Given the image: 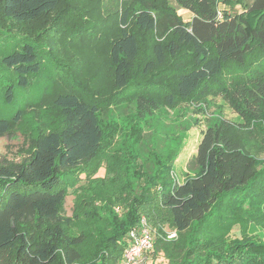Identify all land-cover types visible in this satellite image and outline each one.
<instances>
[{
  "label": "trees",
  "instance_id": "1",
  "mask_svg": "<svg viewBox=\"0 0 264 264\" xmlns=\"http://www.w3.org/2000/svg\"><path fill=\"white\" fill-rule=\"evenodd\" d=\"M173 1L189 21L169 0H0V28L23 37L2 58L16 84L28 85L43 51L55 59L54 40L68 59L52 61L67 84L42 106L55 111L54 126L34 128L19 160H0V264H119L142 218L154 237L151 263L264 264V240L248 232L251 224L264 232V0ZM63 19L79 24L63 30ZM77 36L104 40L92 75H75L79 54L63 47ZM209 95H221L241 122L217 119L200 130L193 175L183 182L169 175L175 154L153 174L137 162V124L125 151L108 153L116 128L101 116L111 106L134 101L142 121ZM21 117L0 120V136Z\"/></svg>",
  "mask_w": 264,
  "mask_h": 264
},
{
  "label": "rangeland",
  "instance_id": "2",
  "mask_svg": "<svg viewBox=\"0 0 264 264\" xmlns=\"http://www.w3.org/2000/svg\"><path fill=\"white\" fill-rule=\"evenodd\" d=\"M106 4L110 6V2H106ZM169 6L176 10L183 21L190 20L191 14L181 9L173 0H169ZM87 20V23L80 21L83 33L91 23L89 19ZM78 24V21L63 19L58 26L64 30L71 26L77 27ZM4 27L0 28V120H9L20 111L22 113V122L20 127L14 130V133L0 136V160L5 158L17 161L20 158L22 149L27 147L26 136H31L35 132L34 128L52 127L57 121V115L50 108V103L44 109H42V106L56 91L57 86L61 83L67 84L66 74L52 61H56L59 56L58 59L63 64L68 62V59L66 54L64 55L61 51L56 40H54L56 53L53 58L55 59L51 60L49 54L43 51L39 71L30 78L27 86H20L16 84V75L4 67L2 58L19 49L23 37L16 33L20 32L16 27L6 24ZM71 32L63 31L62 35H70ZM99 35L102 36L100 33ZM79 36L75 39L76 41L74 40L75 45L70 38L67 41L69 44L66 43L63 47L70 50L74 46L77 54H79V56L76 55V58H71V60H77L81 64L78 71L77 68L74 69L75 75L89 76L94 73L96 68V64L91 63L96 53L94 49L98 48L102 52L104 50V40L100 43L96 42L89 45L86 39L81 40L82 37ZM65 38L68 39V37ZM48 42L50 43L49 40ZM54 45L51 46L53 49ZM94 58L96 62V56ZM230 73L235 72L230 70ZM9 86L13 87L11 97L8 95ZM36 112L38 113L37 117L34 115ZM217 119L226 120L234 124L241 122V119L233 112L221 95H209L205 100L181 103L173 108L160 107L142 121L137 120L134 115V101H126L119 106L113 105L101 116L104 126L111 124L116 128L112 143L109 146L110 151L108 153L110 155L115 153V149L120 150V153L125 151L126 146L131 144L129 138L132 124H137L142 129V142H137L134 145L138 154L137 162L141 164L145 171L147 170V173L153 174L158 168V163L167 162L168 155L175 154L168 166L170 168V178L178 183L193 175V166L190 163V158L194 155L200 140V130L206 128L207 125ZM259 158L264 160V151L259 154ZM96 176H103V170H100ZM69 192H71V189H69ZM73 198L72 194L66 196L64 215L69 216L72 214ZM254 231H256V235L264 240V232L260 227L251 224L248 232L254 234ZM239 232L240 229L237 227L231 230L233 235H240ZM150 256L151 253L148 254V258ZM146 264L167 263L164 259H158L153 263L148 260Z\"/></svg>",
  "mask_w": 264,
  "mask_h": 264
},
{
  "label": "built area",
  "instance_id": "3",
  "mask_svg": "<svg viewBox=\"0 0 264 264\" xmlns=\"http://www.w3.org/2000/svg\"><path fill=\"white\" fill-rule=\"evenodd\" d=\"M175 232H168L167 238H174ZM154 245L153 233L142 218L140 224L131 229L127 234V244L122 253L119 264H146L148 254L152 251Z\"/></svg>",
  "mask_w": 264,
  "mask_h": 264
},
{
  "label": "crops",
  "instance_id": "4",
  "mask_svg": "<svg viewBox=\"0 0 264 264\" xmlns=\"http://www.w3.org/2000/svg\"><path fill=\"white\" fill-rule=\"evenodd\" d=\"M256 231H254V234H255Z\"/></svg>",
  "mask_w": 264,
  "mask_h": 264
}]
</instances>
